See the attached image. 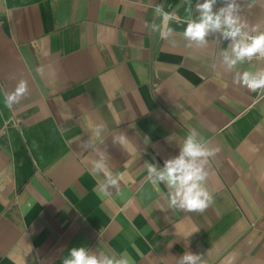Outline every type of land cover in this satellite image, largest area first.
Masks as SVG:
<instances>
[{
    "label": "crops",
    "instance_id": "1",
    "mask_svg": "<svg viewBox=\"0 0 264 264\" xmlns=\"http://www.w3.org/2000/svg\"><path fill=\"white\" fill-rule=\"evenodd\" d=\"M200 2L0 0V264H63L74 247L129 264H178L186 252L264 264V89L234 82L264 61L229 69L230 41H187ZM242 16L264 30V0ZM20 80L28 91L9 108ZM190 130L215 152L202 213L169 209V189L147 179ZM98 160L119 177L107 195Z\"/></svg>",
    "mask_w": 264,
    "mask_h": 264
},
{
    "label": "clouds",
    "instance_id": "2",
    "mask_svg": "<svg viewBox=\"0 0 264 264\" xmlns=\"http://www.w3.org/2000/svg\"><path fill=\"white\" fill-rule=\"evenodd\" d=\"M223 6L214 10L217 0H202L195 5L197 17L187 22L183 31V37L187 41H194L197 45H205L206 37L209 34H218L220 39L231 42L230 54L225 51L223 61L229 69L245 60H252L254 57L264 58V30L257 25H250L242 16L244 0H221ZM249 9L252 7L248 5ZM154 12L171 20V15L164 12L162 5H156ZM153 31H157L154 27ZM172 29L162 32L167 37ZM235 83L242 84L251 91L264 89V70L255 73L244 71L234 79ZM28 91L27 82L20 80L15 89L4 97V103L11 108L19 103ZM97 138L103 131L101 126L93 130ZM195 132L190 130L184 138L179 155L164 161L163 168L155 164H148L147 179L153 184L163 183L169 189L167 195V206L169 209H179L186 212L202 213L212 203V193L206 188L205 181L208 173L203 168V163L209 155H215L214 150L205 149L194 139ZM205 158L198 163V158ZM106 164L103 160L93 162L92 175L98 176L104 172V183L100 189L104 195L108 194L109 188L119 186V177L105 172ZM200 255L186 252L179 257L178 264H199ZM63 264H129L124 256L115 254H97L85 247H74L70 250L69 256L63 259Z\"/></svg>",
    "mask_w": 264,
    "mask_h": 264
},
{
    "label": "built area",
    "instance_id": "3",
    "mask_svg": "<svg viewBox=\"0 0 264 264\" xmlns=\"http://www.w3.org/2000/svg\"><path fill=\"white\" fill-rule=\"evenodd\" d=\"M253 59H260V60H263L264 61V58H260V57H254Z\"/></svg>",
    "mask_w": 264,
    "mask_h": 264
}]
</instances>
